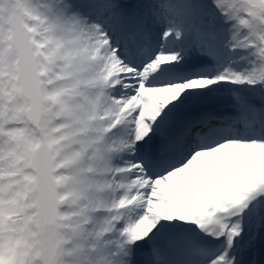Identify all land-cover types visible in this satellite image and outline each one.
<instances>
[{"label": "snow or ice", "instance_id": "obj_1", "mask_svg": "<svg viewBox=\"0 0 264 264\" xmlns=\"http://www.w3.org/2000/svg\"><path fill=\"white\" fill-rule=\"evenodd\" d=\"M0 264H264V0H0Z\"/></svg>", "mask_w": 264, "mask_h": 264}]
</instances>
